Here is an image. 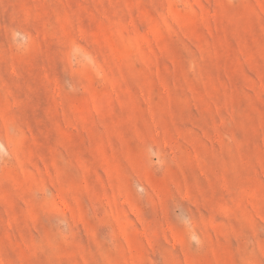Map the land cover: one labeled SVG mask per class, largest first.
I'll return each mask as SVG.
<instances>
[{
  "label": "rangeland",
  "instance_id": "374dc122",
  "mask_svg": "<svg viewBox=\"0 0 264 264\" xmlns=\"http://www.w3.org/2000/svg\"><path fill=\"white\" fill-rule=\"evenodd\" d=\"M0 264H264V0H0Z\"/></svg>",
  "mask_w": 264,
  "mask_h": 264
}]
</instances>
